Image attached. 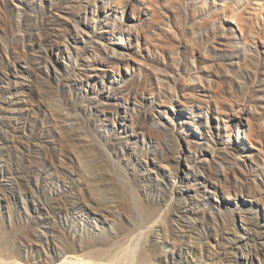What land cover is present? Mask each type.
<instances>
[{
	"label": "rangeland",
	"instance_id": "1",
	"mask_svg": "<svg viewBox=\"0 0 264 264\" xmlns=\"http://www.w3.org/2000/svg\"><path fill=\"white\" fill-rule=\"evenodd\" d=\"M149 233V264H264V0H0V264H134Z\"/></svg>",
	"mask_w": 264,
	"mask_h": 264
},
{
	"label": "bare ground",
	"instance_id": "2",
	"mask_svg": "<svg viewBox=\"0 0 264 264\" xmlns=\"http://www.w3.org/2000/svg\"><path fill=\"white\" fill-rule=\"evenodd\" d=\"M127 33L130 34V32H127ZM162 49L164 51H166L165 53L168 54L169 51H167V50H169V47L168 48H163L162 47ZM172 58L173 57L170 56L169 57V61L170 60L172 61L173 60ZM166 67L169 68V69L170 68L171 69H176L175 67H169V66H166ZM187 67H188V64H184V65L182 64V66H178V70H179V72L181 74L182 73L184 74V73H187ZM145 83H147V84L153 83L151 75L148 76V81H146ZM145 83L144 82H137L136 83V88H139V87L140 88H144V91L146 93L147 84H145ZM185 86H187L186 83H185ZM188 89H191V88H182L181 89V96H182V99L184 101H186V98H187V95H188V93H187ZM164 98H168V97H164V96H158L157 97V99L159 101H161ZM197 102L199 103V101H197ZM146 131H148V133L152 132L154 135H157L159 138H162L163 135H164L163 130H160L159 128H157V129L148 128ZM63 138H64V140L67 139V137H64V136H63ZM100 162L103 164L102 166H100V164H99ZM93 166H94V168L96 170H98V176L103 177V178H101L102 181L105 180L106 182L109 183V185H110L109 186V192L113 191V193H111V194H113V196H115L117 198H114L112 196L111 197L116 199L115 200L116 202H117V199L122 200V203L125 204L124 206L126 208H129L128 205H130V207H131L132 205L141 204V208H140L139 214H140L141 219H142V225L139 224L138 228L141 227V226H143V228H145L147 226V224L149 222H151V220L155 219L159 215L160 209L158 207H156V208L154 207L153 210L152 209L150 210V206H147V205L143 204L142 200L137 198V196L134 193V189H133V187L135 186V183L133 181H126L124 179V175L116 174V173L113 172L112 163L107 159V157H106V155H105V153L103 151L97 150V153L95 154V158L93 160ZM111 188H112V190H111ZM229 214L231 215V212ZM223 218H224L223 222L225 223V222L228 221L229 215L227 214L226 217H223ZM156 231H157V229H156ZM156 236H157L156 234L149 233L148 239H149L150 244H149V248L147 250V252L149 253V256L148 257L147 256L139 257L136 260V262L134 261L135 262L134 264H149L150 261H152V259H156L157 260V258L161 262H162V260L164 262H167L166 260L170 259V258L174 260V256L172 257L171 254H163V255L159 254L158 255L156 253L155 249H157V246H158L157 242H156ZM177 257L179 258L178 260L179 261L181 260V263H182V256L177 253ZM116 262H118V261H116ZM130 262H128V263L130 264ZM59 264H86V262H84V260H82L80 258H77V257H74V256H68L67 258H65ZM203 264H208V263H203Z\"/></svg>",
	"mask_w": 264,
	"mask_h": 264
}]
</instances>
